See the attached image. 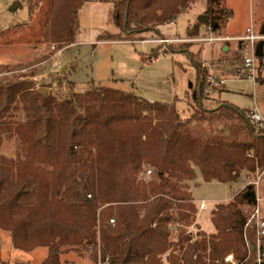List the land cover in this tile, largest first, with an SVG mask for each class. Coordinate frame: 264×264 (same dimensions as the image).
Instances as JSON below:
<instances>
[{
    "label": "trees",
    "instance_id": "obj_1",
    "mask_svg": "<svg viewBox=\"0 0 264 264\" xmlns=\"http://www.w3.org/2000/svg\"><path fill=\"white\" fill-rule=\"evenodd\" d=\"M88 1L50 0V44H74ZM112 2L119 32L131 36L157 31L195 0ZM223 19L211 12L205 24L216 32ZM187 32L198 35L196 28ZM196 80L185 120L175 103L109 87L93 85L58 101L25 80L0 82V125L18 102L28 117L15 130L16 161L0 160V229L11 233L15 249H48L41 264H61L59 255L69 251H85L94 264H226L230 254L234 264H256V231L247 228L258 203L252 184L216 204L213 233L194 239L189 231L197 226L188 186L196 169L205 182L223 184L264 169V129L231 104L205 109L199 64ZM5 134L0 130V138ZM260 254L264 264V241Z\"/></svg>",
    "mask_w": 264,
    "mask_h": 264
},
{
    "label": "rangeland",
    "instance_id": "obj_2",
    "mask_svg": "<svg viewBox=\"0 0 264 264\" xmlns=\"http://www.w3.org/2000/svg\"><path fill=\"white\" fill-rule=\"evenodd\" d=\"M49 3L50 0H0V82L25 80L36 91L44 89V96L58 101L69 100L74 93H84L93 85L109 87L135 93L150 102L175 103L181 119L185 120L192 113L199 64L207 80L202 101L205 109L213 110L221 103H228L264 116V57L254 58L258 74L262 65L263 82L257 84L248 78L244 67V59L254 56L251 46L236 38L230 41L221 38L228 23L229 34L246 37L251 29L255 35H262L264 0H195L189 10L157 31L131 36L119 32L112 0H89L78 12L80 29L74 44L64 49L50 44ZM17 4L20 6L14 10ZM207 11L224 15V22L216 32L198 21ZM195 28L198 35L191 37L187 31ZM103 36L111 38L107 40ZM211 38L221 41L192 42ZM260 41L264 39L254 45L256 50ZM211 49L213 55L209 53ZM23 106L18 102L1 122L0 130L6 134L0 138V160L16 161L15 130L28 120ZM196 176L195 181L188 182L198 206L197 226L189 228L194 239L199 233L214 232L210 216L216 204L230 202L250 183L258 184L255 185L257 206L260 217L264 218V169L260 173L244 172L231 184L207 183L197 169ZM146 177L149 180L154 176ZM202 201L207 203L206 210L199 207ZM47 253L46 248L30 252L15 249L11 233L0 229V259L4 263L41 264ZM88 257L85 251L59 255L61 264H94L93 258Z\"/></svg>",
    "mask_w": 264,
    "mask_h": 264
},
{
    "label": "built area",
    "instance_id": "obj_3",
    "mask_svg": "<svg viewBox=\"0 0 264 264\" xmlns=\"http://www.w3.org/2000/svg\"><path fill=\"white\" fill-rule=\"evenodd\" d=\"M249 35L246 36V37H243V38H238V39H235L236 41L238 42H247V44H249V46H251V49H252V52L254 53V56L252 58L250 57H246L244 59V67H245V70L247 72V76L248 78L250 79H253L255 80V82H257V74H258V68H257V65H256V62L254 61V58H255V54H256V49H255V44L259 42V40H263L264 39V35H255L254 31L249 29ZM205 42V43H211V42H214V41H221V39H214V38H211L210 40H205V39H195L193 40L192 42ZM247 117L250 121V123L255 126L257 129H264V116L262 114H260L258 111H249L247 112ZM148 175H150V172L147 173ZM252 185H258L257 183L256 184H253V183H250ZM258 204V203H257ZM201 210H206L208 207H207V203L205 201H202L200 203V206ZM114 221L111 220V223H113ZM248 225H247V228L252 226L254 227L255 231H256V238H258L257 240V254H258V257H257V261H256V264H262V261H263V257L262 255L260 254V248H261V245H262V242L264 241V218H261L260 217V208L259 206H257L253 213L251 214V216L249 217L248 219ZM225 263L226 264H234V261H235V257L230 254L228 255L226 258H225ZM105 264H109L108 261L105 263Z\"/></svg>",
    "mask_w": 264,
    "mask_h": 264
},
{
    "label": "water",
    "instance_id": "obj_4",
    "mask_svg": "<svg viewBox=\"0 0 264 264\" xmlns=\"http://www.w3.org/2000/svg\"><path fill=\"white\" fill-rule=\"evenodd\" d=\"M19 6H20V5H19ZM19 6H18V4H17V5L14 7V10H17ZM209 13H210V11H207V12L205 13L204 16H202V17L199 18L198 21H199L201 24H205V23L207 22V20H208ZM262 35H264V29H263V31H262ZM263 57H264V42L261 41V42L259 43V45H258L257 50H256L255 58L260 59V58H263ZM40 93H41L42 95H45V94H46V91H45L44 89H40Z\"/></svg>",
    "mask_w": 264,
    "mask_h": 264
},
{
    "label": "crops",
    "instance_id": "obj_5",
    "mask_svg": "<svg viewBox=\"0 0 264 264\" xmlns=\"http://www.w3.org/2000/svg\"><path fill=\"white\" fill-rule=\"evenodd\" d=\"M231 21V20H230ZM227 26H229V23L227 24ZM227 26H226V28H227ZM226 28L224 29L225 30V33H224V35H223V37H221V38H223V39H226V40H229V39H238V38H242L243 37V35H245V34H243V35H232V34H229V32H226ZM230 41V40H229ZM228 41V42H229ZM224 42H225V40H224ZM227 42V41H226ZM261 42V41H260ZM231 45V44H230ZM229 46V45H228ZM229 49V47H227V48H225L224 49V52H227V50ZM209 53H211L212 54V49L210 50V52ZM232 52H228V54L230 55ZM213 55V54H212ZM224 67H225V65H223ZM222 66V67H223ZM230 69V71H231V73H232V71L234 70L233 69V67H231V66H228ZM233 69V70H232ZM234 72V71H233ZM243 69L241 70V76L243 75ZM211 75V74H210ZM239 76V75H238ZM194 203L196 204V206H197V203L194 201ZM198 207V206H197ZM213 233V232H212ZM48 256V253H47V255L45 256V258ZM44 258V259H45Z\"/></svg>",
    "mask_w": 264,
    "mask_h": 264
}]
</instances>
